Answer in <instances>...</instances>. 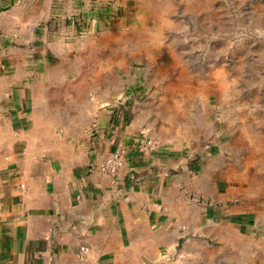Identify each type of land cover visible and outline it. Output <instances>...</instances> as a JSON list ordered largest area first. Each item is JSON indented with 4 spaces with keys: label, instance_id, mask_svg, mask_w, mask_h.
Instances as JSON below:
<instances>
[{
    "label": "crops",
    "instance_id": "0c3cea01",
    "mask_svg": "<svg viewBox=\"0 0 264 264\" xmlns=\"http://www.w3.org/2000/svg\"><path fill=\"white\" fill-rule=\"evenodd\" d=\"M81 10L78 0H0V264H183V245L165 260L183 223L220 241L187 244V256L227 259L232 229L201 225L187 207L183 159L139 156L147 135L136 124H84L92 91L124 61L92 24L74 26ZM58 122L71 123L69 138ZM118 145L128 158L114 187L98 166Z\"/></svg>",
    "mask_w": 264,
    "mask_h": 264
},
{
    "label": "rangeland",
    "instance_id": "374dc122",
    "mask_svg": "<svg viewBox=\"0 0 264 264\" xmlns=\"http://www.w3.org/2000/svg\"><path fill=\"white\" fill-rule=\"evenodd\" d=\"M78 1L74 26L92 24L124 61L107 89L92 91L84 124L93 133L100 117L136 124L159 140L183 159V200L199 224L232 229L228 258L203 259L187 244L220 241L183 223L166 262L183 245V264H264V0ZM53 124L70 137L71 123Z\"/></svg>",
    "mask_w": 264,
    "mask_h": 264
},
{
    "label": "built area",
    "instance_id": "2783aa9c",
    "mask_svg": "<svg viewBox=\"0 0 264 264\" xmlns=\"http://www.w3.org/2000/svg\"><path fill=\"white\" fill-rule=\"evenodd\" d=\"M136 152L139 156L151 154L159 149L160 142L149 135L143 137L137 143ZM128 153L124 145H118L113 151L103 156L99 164V170L112 179V185H117V179L123 167L127 163ZM134 166L132 167V170ZM86 247H81V251H86Z\"/></svg>",
    "mask_w": 264,
    "mask_h": 264
}]
</instances>
